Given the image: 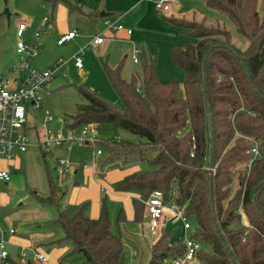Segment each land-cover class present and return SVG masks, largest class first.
<instances>
[{"label": "trees", "instance_id": "obj_1", "mask_svg": "<svg viewBox=\"0 0 264 264\" xmlns=\"http://www.w3.org/2000/svg\"><path fill=\"white\" fill-rule=\"evenodd\" d=\"M203 1L233 21L249 43L245 50L219 25L165 17L197 41L171 50L183 82H161L155 58L143 62L141 87L123 79L121 66L106 67L124 110L84 91L87 103L78 106L68 127L110 124L141 138L138 143L103 141L111 152L138 153L150 166L118 188L135 191L144 200L154 191L163 192L166 201L174 195V202L197 224L192 237L202 250L199 263L192 264H264V0ZM254 147L259 150L255 158ZM145 153L156 154L150 160ZM35 198L57 209V219L45 224L62 228L73 245L71 253L83 255L82 264H123L124 244L112 233L105 205L97 219L86 218L82 211L69 217L54 191ZM134 210V221L143 223L144 203L134 200ZM171 237V232L161 233L149 248L146 264L171 263L184 255L183 239L171 242Z\"/></svg>", "mask_w": 264, "mask_h": 264}, {"label": "crops", "instance_id": "obj_2", "mask_svg": "<svg viewBox=\"0 0 264 264\" xmlns=\"http://www.w3.org/2000/svg\"><path fill=\"white\" fill-rule=\"evenodd\" d=\"M25 1L28 7L24 12L26 19H28L25 22L27 23V29L24 33L25 41L28 43L33 42L35 32L38 29L41 30L38 39V54L31 60V66L43 71L53 68L55 69V75L63 71L73 70L81 74L83 78L87 75L86 70L91 65V59L97 65H100L104 60L107 63L106 67L111 69L121 66V75L124 80H126L124 78L126 72L131 76H139L135 70V66L139 64V61H134L133 57L136 55L134 51L139 50L138 54L141 56L142 63L150 61L153 56L159 60L161 59V52L157 50V47H152L150 37H154L159 46L161 37L171 32V27H168L169 25L164 22L165 17L196 22L203 20L195 12L183 13V3H180L179 0L173 6L170 15H160L155 9L153 0ZM37 13L38 15H35ZM4 16V13L0 15L2 29L4 22L2 18ZM45 17L48 18L47 22H44ZM107 22L114 26L121 25L126 30L130 29L132 34L128 35L126 30L107 29ZM16 30L17 27L15 33H11L5 27L2 34H0V40L4 43V46L0 48V76L11 69L18 61L15 50ZM71 31H77L78 35L73 40L60 44V39ZM96 37H102L104 42L100 45H89ZM57 50L60 52L54 53ZM81 50H83V54H80ZM79 54L82 61L85 57L81 69L75 65V57ZM126 61H128V64ZM53 78L49 83L53 81ZM96 129L97 137L102 141L100 143L101 147L98 149H102L103 153L96 156L97 149L95 153L92 152L93 157L89 159H83L82 156L76 158L77 155L72 156L69 153L67 158L73 161L74 167L69 174L64 176V186L66 185V188L59 193L61 196L60 204L63 208H68L69 217H74L79 211H82L83 215L90 219L99 218L102 207L105 205L111 220L112 233L114 234L117 231L115 218L119 215L118 223H124L125 221L134 223V200L143 203L145 201L135 191L125 192L120 191L118 188V184L126 178L144 171L141 166L143 161L141 158L140 160L139 158H132L121 162V158H116L118 153H113L103 147V141H108L103 137L114 135L117 129L110 124L96 125ZM121 140L117 136L113 142L117 143ZM77 147L75 146L72 149ZM29 148L25 153L12 159L15 160L14 167L9 168L7 165L2 164L0 170H9L15 176L20 172H24ZM55 149L67 152L72 150L67 147H55ZM122 155L127 157L129 154ZM57 164L54 163V171H57ZM12 173H10L11 176ZM12 178L7 183L0 181V187L7 188ZM25 199H28L27 202H22ZM11 204L12 201L9 197L2 200L0 198V230L4 232L11 264H25V260L22 262L21 259L23 252L25 257L26 252L31 253L34 257L33 261L28 262V264H74L71 259L75 254L80 253H71L73 245L65 239L62 228L57 224H45L50 221L54 222L57 219L58 211L54 206H42L36 198L30 199L26 196L18 198L13 205ZM16 204L17 209H15ZM110 205H113L114 210L109 207ZM144 222L149 226L147 218ZM143 223H138L141 228L144 226ZM162 225V228L154 232L150 226L148 227V234H151V243L147 244L148 248L158 240L163 231L165 232V227H170L166 232L172 233L171 242L183 239L185 232L183 227L180 224H173L170 217ZM175 225L180 226V228L178 227L179 230L171 231ZM117 228L120 229L121 226L117 225ZM10 229H14L15 234H9ZM145 235L146 233L143 232L142 236H137V238L145 239ZM44 249L49 250L48 262L40 263L35 259V254L42 253L45 255Z\"/></svg>", "mask_w": 264, "mask_h": 264}, {"label": "rangeland", "instance_id": "obj_3", "mask_svg": "<svg viewBox=\"0 0 264 264\" xmlns=\"http://www.w3.org/2000/svg\"><path fill=\"white\" fill-rule=\"evenodd\" d=\"M179 1L180 3H183V13L195 12L196 15H199L200 18L205 20L206 26L217 27L219 25L229 31L231 33L232 43L235 44L239 49L245 50L248 47V41L239 33H237L235 24L226 14L214 9H210L203 0ZM26 3L27 2L25 0H0V15L5 13L6 9H8V11L10 12L9 20L6 16L2 18L4 22L3 29L0 26V34H2L5 27L6 29H8V31L10 30L11 33H15L16 27H18L21 22L25 23L28 21V19H26L24 15V12H26L28 8ZM35 15H38V13ZM164 22L169 25L168 27H171V32L165 34L164 37H161L159 46L156 43L155 38L152 36L150 37V39L152 40V47H157V50L161 52L160 60L153 56L156 61L155 66L157 76L160 80L167 82L173 80L183 82L184 73L182 69L173 62L171 58V50L181 49L187 45H195L197 41L191 36L190 31L183 28L181 25L173 23L169 20H164ZM14 25H16V27H14ZM3 46L4 43L2 40H0V48ZM166 48L168 51L167 53ZM59 52V50L54 51V53ZM133 58H136L139 61V64L135 66V70L138 72L139 76H131L126 72L124 74V78L129 82H133L137 86L141 87V70L143 65L142 59L139 54H136ZM83 61L85 62V57H83ZM91 61L92 62L90 67H88L87 70L85 68L87 75L84 78L81 74L77 73V71L73 70L57 73L53 78V81L51 83H48V85L45 87L43 91V100L40 103L39 107L37 109H33L31 106L28 108V129L25 132V135L29 138L30 148L25 161V171L20 172L16 176L11 171H7L9 173H12L11 178H13L7 188L0 187L1 200L9 197L12 201L11 205H13L18 198L24 196L30 199H34L35 194L38 196L47 197L53 191L57 194L61 193V191L66 188V185L64 186L65 177L60 175L57 171H54V163L57 164L60 160L73 163V161L67 158L69 153H71L72 156L77 155L76 158H80V156H82L83 159H89L93 157L92 152L95 153V151L99 147H101L100 144L95 146L88 144L75 145L78 147L72 149L73 147H75L73 146L71 148L72 150L67 152L65 150L59 151L58 149H55V147H50L43 150L38 146L39 136L37 134V129L39 130L40 128L46 127L49 130L57 131L60 128V124L58 123L59 119H62L65 122L69 123L72 117L76 115L78 106L87 103V99L83 93L84 91L95 94L97 97L112 105L118 111L124 110V104L110 85L106 73V61L103 60L100 65L94 63L93 59H91ZM126 63L128 64V61H126ZM16 64L17 62L15 63V65ZM46 111H49L50 115L55 118L53 122H45ZM78 129H81V127H79ZM117 136H119L123 141H127L130 143H138L141 141V138L139 136L127 133L126 131L119 129H117V132L114 135H108L103 138L106 140L114 141V138H116ZM145 154L150 160L155 156L154 153ZM116 158H121V162L128 161L132 158H139L140 160V155L138 153H131L127 157H124L122 153H118ZM86 162L88 161L86 160ZM2 164H5L7 165V167L11 168L14 167L15 160H0V165ZM141 166L144 170L150 169L147 159L143 160ZM27 200L25 199L22 202L25 203L27 202ZM170 202H174V195L171 197ZM109 207L114 210L113 205H110ZM15 209H17V204L15 205ZM146 216V211L144 210V217L147 218ZM118 217L119 215L115 218V227L117 231L114 234L120 237L124 244L125 258L123 264H146L150 257L147 244L151 243V234H148V224L144 222V228H141V225L136 222L133 223L125 221L124 223H118ZM190 224L192 228H195L197 225L194 219H190ZM117 225H120L121 228L118 229ZM178 227L180 228L179 225L173 226L171 231L179 230ZM169 228L170 227H165V232L167 231V229L169 230ZM152 231L154 232L157 230L152 229ZM143 232L146 233L145 239L137 238V236L141 237ZM191 235L192 231H185L183 234V238H189ZM7 250L9 253L8 247ZM203 250L205 252H208V247L203 246ZM43 251L45 252V256H48L47 258H49V250L44 249ZM33 258L34 257L31 253L26 252V257L24 259L25 264L33 261ZM71 261L74 264H82L84 261V257L82 254H75Z\"/></svg>", "mask_w": 264, "mask_h": 264}, {"label": "built area", "instance_id": "obj_4", "mask_svg": "<svg viewBox=\"0 0 264 264\" xmlns=\"http://www.w3.org/2000/svg\"><path fill=\"white\" fill-rule=\"evenodd\" d=\"M155 9L160 15H170L173 6L177 0H153ZM48 18H44L47 22ZM107 29L126 30L123 26H114L110 22L106 23ZM27 29V24L21 22L16 30V55L18 57L17 64L9 69L6 73L0 76V160L10 161L25 153L29 146V138L25 135L28 122V108L31 106L37 109L43 100V91L48 83L55 75V69L39 71L31 66V60L38 54V39L41 35V30L38 29L33 38V42L28 43L24 39V33ZM128 35L132 34V30H126ZM78 35L77 31H71L64 35L59 43L63 44L73 40ZM104 42L102 37H96L89 45H100ZM135 54L139 50L134 51ZM83 54V50L80 51ZM75 57V65L79 69L83 67L81 55ZM135 62H138L134 58ZM45 122H53L54 117L46 111ZM60 128L57 131L49 130L46 127L37 129L39 136L38 146L41 149L50 147H67L71 149L75 145H98L102 141L97 137L96 125H84L81 129L72 130L68 127V123L62 119L58 120ZM103 150L98 149L96 156L102 155ZM193 149L191 156H194ZM253 157L259 156L257 147L252 149ZM73 164L64 160L58 161L56 168L57 172L63 177L69 174L73 169ZM251 165L249 166V168ZM11 174L7 171L0 170V181L9 182ZM146 217L151 229L158 230L162 228V224L168 217L173 224H180L184 231L195 232L192 228L190 219L175 202L166 201L164 193L154 191L144 201ZM243 223L248 226L247 219L242 215ZM9 234H15L14 229H10ZM192 235L189 238H183L185 244L184 255L166 264H192L196 261L199 251L202 250V244L194 239ZM35 259L40 263L48 262V258L42 253H36ZM25 258V253L21 254L22 262ZM0 264H11L9 262V253L7 243L4 239V232L0 230Z\"/></svg>", "mask_w": 264, "mask_h": 264}, {"label": "water", "instance_id": "obj_5", "mask_svg": "<svg viewBox=\"0 0 264 264\" xmlns=\"http://www.w3.org/2000/svg\"><path fill=\"white\" fill-rule=\"evenodd\" d=\"M103 14H101V15H103ZM4 15L7 17V19L10 18V12L8 11V9L5 10ZM208 122H209L210 137H212V121H211L210 115H208Z\"/></svg>", "mask_w": 264, "mask_h": 264}]
</instances>
